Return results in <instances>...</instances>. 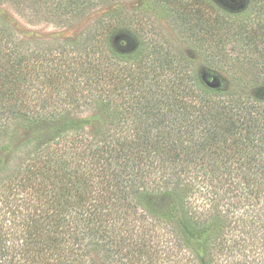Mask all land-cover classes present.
I'll return each mask as SVG.
<instances>
[{
    "label": "trees",
    "instance_id": "1",
    "mask_svg": "<svg viewBox=\"0 0 264 264\" xmlns=\"http://www.w3.org/2000/svg\"><path fill=\"white\" fill-rule=\"evenodd\" d=\"M3 1L115 10L63 42L0 20V264H264V0H153L211 73L119 0Z\"/></svg>",
    "mask_w": 264,
    "mask_h": 264
},
{
    "label": "rangeland",
    "instance_id": "2",
    "mask_svg": "<svg viewBox=\"0 0 264 264\" xmlns=\"http://www.w3.org/2000/svg\"><path fill=\"white\" fill-rule=\"evenodd\" d=\"M220 3L219 0H215ZM118 4V3H116ZM113 5V2L107 4H101L99 7L88 12V14L74 22L72 25H59L57 21L48 20L47 16H38L33 8H30L28 3L25 2L22 5L15 4L9 1L0 0V20L4 23L9 31L14 33L17 39L21 42H33V41H45V42H63L66 40H74L79 37L84 31L89 29L94 21L99 19L105 13L110 12L109 8ZM113 10L115 8L111 7ZM110 8V9H111ZM119 11L125 12L128 15L135 12V14L141 16L146 15L149 17L148 26L146 31L148 36L154 40L160 39L162 33L167 38L176 44L178 50L185 56L194 59L197 63L195 65L198 71L208 73L211 71L199 61L196 50L189 44H184V36L179 32L177 27L171 23V13L159 2L153 0H119ZM124 30L122 31V37H128L132 39ZM133 46L138 43L137 38L132 39ZM216 79H208L207 75L203 76V80L206 85L212 89H221L228 86V76L224 73L215 74ZM78 119L86 125L91 127L95 119V111L89 110L80 113ZM20 133L19 135H21ZM13 134H9L6 137L0 139V147L4 143H9ZM7 141V142H6ZM18 142V141H17ZM20 142V141H19ZM18 142V143H19ZM7 155H3L0 151V164L7 161Z\"/></svg>",
    "mask_w": 264,
    "mask_h": 264
},
{
    "label": "clouds",
    "instance_id": "3",
    "mask_svg": "<svg viewBox=\"0 0 264 264\" xmlns=\"http://www.w3.org/2000/svg\"><path fill=\"white\" fill-rule=\"evenodd\" d=\"M123 43V42H122Z\"/></svg>",
    "mask_w": 264,
    "mask_h": 264
}]
</instances>
